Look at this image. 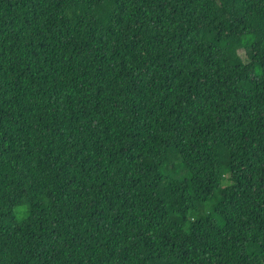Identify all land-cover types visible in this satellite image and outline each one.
<instances>
[{"label": "trees", "instance_id": "1", "mask_svg": "<svg viewBox=\"0 0 264 264\" xmlns=\"http://www.w3.org/2000/svg\"><path fill=\"white\" fill-rule=\"evenodd\" d=\"M0 264H264V0H0Z\"/></svg>", "mask_w": 264, "mask_h": 264}]
</instances>
